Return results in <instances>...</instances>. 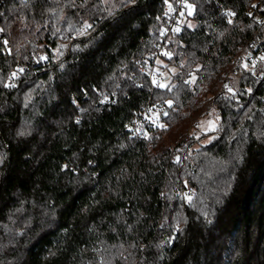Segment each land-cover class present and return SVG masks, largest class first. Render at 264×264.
I'll list each match as a JSON object with an SVG mask.
<instances>
[{
  "label": "trees",
  "instance_id": "obj_1",
  "mask_svg": "<svg viewBox=\"0 0 264 264\" xmlns=\"http://www.w3.org/2000/svg\"><path fill=\"white\" fill-rule=\"evenodd\" d=\"M185 2L0 0V264H264V0Z\"/></svg>",
  "mask_w": 264,
  "mask_h": 264
},
{
  "label": "rangeland",
  "instance_id": "obj_2",
  "mask_svg": "<svg viewBox=\"0 0 264 264\" xmlns=\"http://www.w3.org/2000/svg\"><path fill=\"white\" fill-rule=\"evenodd\" d=\"M177 3H178V7L183 3L182 9H180V10H181V12H184V16L182 19H180L179 25H181L183 23H186L187 25H191V22L187 19V17L191 15L192 7L188 4H186V2H184V1L181 3V0H177ZM166 4H168V3H166ZM166 6H168L170 8L169 4ZM261 41L264 43V33L261 36ZM168 59H169V56L166 55L164 52H161L159 54V57L157 58V63L164 66V65H166L165 63H167ZM258 61H259V59H257V62ZM241 62L242 63L246 62L244 54H242ZM263 63H264V59H263ZM164 67H166V66H164ZM160 70H161L160 74H161L163 81H166L168 78H170V76L172 74H174L176 72V69L170 65L168 66V68H164V69L160 68ZM160 83L165 84L166 82H160ZM216 124H217V117L213 113H210V114L206 115L205 117L201 118L200 120H198V122L193 127L192 132L197 136H199L201 134H207L209 132H212L215 129ZM209 140H210V136L204 137L199 142V144H206L209 142Z\"/></svg>",
  "mask_w": 264,
  "mask_h": 264
},
{
  "label": "built area",
  "instance_id": "obj_3",
  "mask_svg": "<svg viewBox=\"0 0 264 264\" xmlns=\"http://www.w3.org/2000/svg\"><path fill=\"white\" fill-rule=\"evenodd\" d=\"M21 1H27V0H21ZM185 2V0H181V3L182 2ZM166 5H168V4H166ZM182 5H183V3L178 7V10L180 11V9H182ZM262 11H263V16H262V21L264 22V7H262ZM171 22V25H174V26H176V25H178V21H177V19H176V17H172V20L170 21ZM249 46H254V43L253 42H250V44H249ZM159 55V54H158ZM159 57V56H158ZM157 57V58H158ZM251 59V56L248 54V56H247V60H250ZM223 89L225 90V91H227L228 89H229V84L228 83H226L225 85H224V87H223ZM263 101H264V99H262ZM158 115H159V112L157 111V110H154V111H151L150 112V116H151V118L152 119H155V118H157L158 117Z\"/></svg>",
  "mask_w": 264,
  "mask_h": 264
},
{
  "label": "snow or ice",
  "instance_id": "obj_4",
  "mask_svg": "<svg viewBox=\"0 0 264 264\" xmlns=\"http://www.w3.org/2000/svg\"><path fill=\"white\" fill-rule=\"evenodd\" d=\"M253 7H255V5H253ZM229 15H232V13H229ZM229 22H231V21H229ZM261 59H264V57H262ZM155 83H156V82H155V80H154V84H155ZM156 86L161 87V88L165 87L164 84H157ZM169 107H171V102H169Z\"/></svg>",
  "mask_w": 264,
  "mask_h": 264
},
{
  "label": "water",
  "instance_id": "obj_5",
  "mask_svg": "<svg viewBox=\"0 0 264 264\" xmlns=\"http://www.w3.org/2000/svg\"><path fill=\"white\" fill-rule=\"evenodd\" d=\"M165 113H166V112L164 111V112H163V115H164Z\"/></svg>",
  "mask_w": 264,
  "mask_h": 264
}]
</instances>
